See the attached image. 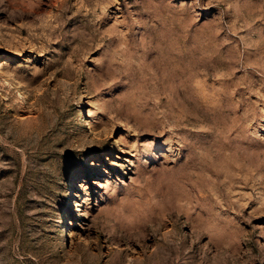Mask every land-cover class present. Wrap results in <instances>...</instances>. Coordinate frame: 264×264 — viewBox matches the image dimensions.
I'll return each instance as SVG.
<instances>
[{
    "label": "rangeland",
    "instance_id": "1",
    "mask_svg": "<svg viewBox=\"0 0 264 264\" xmlns=\"http://www.w3.org/2000/svg\"><path fill=\"white\" fill-rule=\"evenodd\" d=\"M0 264H264V0H0Z\"/></svg>",
    "mask_w": 264,
    "mask_h": 264
}]
</instances>
